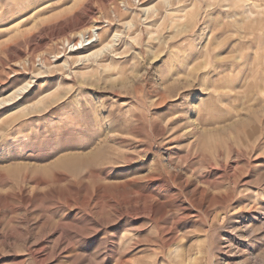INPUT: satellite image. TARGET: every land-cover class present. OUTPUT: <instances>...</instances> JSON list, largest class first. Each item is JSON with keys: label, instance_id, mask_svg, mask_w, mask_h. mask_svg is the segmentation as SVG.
Segmentation results:
<instances>
[{"label": "rangeland", "instance_id": "1", "mask_svg": "<svg viewBox=\"0 0 264 264\" xmlns=\"http://www.w3.org/2000/svg\"><path fill=\"white\" fill-rule=\"evenodd\" d=\"M8 98L0 264H264V0H0Z\"/></svg>", "mask_w": 264, "mask_h": 264}, {"label": "bare ground", "instance_id": "2", "mask_svg": "<svg viewBox=\"0 0 264 264\" xmlns=\"http://www.w3.org/2000/svg\"><path fill=\"white\" fill-rule=\"evenodd\" d=\"M92 28V27H91ZM90 27H85V28H80L77 32H76V35H77V37H79V41H78V43H80V44H82L84 41L85 42H87V43H91L94 39H92V38H90L88 35V31H90V32H92L93 33V36H95V37H97V33H96V29L97 28H95V27H93V30L91 31L90 29H91ZM86 35V37L84 38V36ZM114 37V36H113ZM87 38V39H86ZM82 39H85V40H82ZM74 45H76V47L74 48V49H78V47L79 46H77L78 44L76 43V44H74ZM81 47V46H80ZM28 85H25V86H23V87H21V88H19V89H17L16 90V92H15V95L16 94H18L21 90H24L26 87H27ZM11 98V97H10ZM10 98H8L7 100L6 99H2V100H0V105L1 104H5V103H7L9 100H10Z\"/></svg>", "mask_w": 264, "mask_h": 264}]
</instances>
